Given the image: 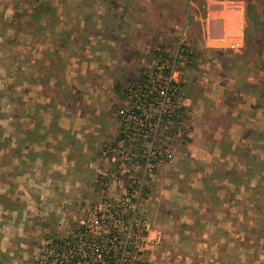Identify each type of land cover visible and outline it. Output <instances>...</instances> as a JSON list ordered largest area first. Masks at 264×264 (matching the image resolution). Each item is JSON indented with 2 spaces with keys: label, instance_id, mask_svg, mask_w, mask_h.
<instances>
[{
  "label": "rangeland",
  "instance_id": "374dc122",
  "mask_svg": "<svg viewBox=\"0 0 264 264\" xmlns=\"http://www.w3.org/2000/svg\"><path fill=\"white\" fill-rule=\"evenodd\" d=\"M251 1L263 22L264 0ZM246 6L0 0V264H45L54 234L75 222L90 229L112 212L108 204L124 209L113 212L118 233L148 264H264L257 201L254 219L226 205L223 179L245 175L210 154L219 100L239 96L226 84L235 65L242 75L247 58L264 66V45L254 42L264 24L247 23ZM221 8L244 15L258 54H243L244 32L234 48L237 39L209 30ZM247 86L236 87L255 91ZM121 120L129 124L119 141ZM135 206L129 229L124 217Z\"/></svg>",
  "mask_w": 264,
  "mask_h": 264
},
{
  "label": "crops",
  "instance_id": "0c3cea01",
  "mask_svg": "<svg viewBox=\"0 0 264 264\" xmlns=\"http://www.w3.org/2000/svg\"><path fill=\"white\" fill-rule=\"evenodd\" d=\"M243 22L244 15L240 11H225L221 8L213 15L209 30L214 35L219 32L221 39L226 37L239 39L244 32ZM216 23L219 24L218 29ZM247 62L249 63L246 65L245 75H242L239 63L234 67L231 81L226 82V84L230 83L229 88L233 91L231 94L239 96L234 97L233 105L230 104L229 98L219 100L221 113L218 118L222 123L217 124L219 130L215 137L217 144L210 153L216 159L217 166L223 167L230 175L233 173L245 175L244 182L233 176L226 177L223 181L224 191H229L230 195L226 205L245 206L246 219L249 217V211H253L251 208L249 210V207L255 204V201L260 207L257 212L264 217V66L257 65L258 63L254 65V61L251 60ZM253 65L256 71L251 70ZM240 82H247V87L255 91H241L242 89L236 87ZM206 116L211 118L213 115L206 113ZM3 174L4 172L0 173V178ZM247 196H250L248 203L245 199ZM239 216L244 218L245 213ZM251 217L254 219L258 215L253 213Z\"/></svg>",
  "mask_w": 264,
  "mask_h": 264
},
{
  "label": "trees",
  "instance_id": "16d2710c",
  "mask_svg": "<svg viewBox=\"0 0 264 264\" xmlns=\"http://www.w3.org/2000/svg\"><path fill=\"white\" fill-rule=\"evenodd\" d=\"M252 7V1L247 0L245 9V15L248 19L247 23L249 21L251 24L253 22H255L254 24H264V21H259L260 16H257L255 19L252 17ZM248 32L246 28L244 31L245 51L243 54L246 55L247 52H251L256 55L264 45V36L261 35L260 39L254 40L257 47L260 46V49L258 48L259 50H256L257 47L251 49L253 45L248 41ZM251 58H247L246 60L253 61ZM141 75L142 73L138 75L137 80L145 81ZM136 112L140 113L142 111L139 110ZM128 124V122L120 121L118 135L116 137L117 140H124V132ZM108 207L112 212L106 214L107 218L105 220H102V215L99 214L98 221L93 223L90 229H87V226L79 222H75L71 225V231L67 235L59 236L58 234H54L50 239L51 249H49L48 255L45 257V264H148L144 260L132 257L130 254L131 251H128V248L131 247L127 241L124 242L122 240V236L118 233V225L123 221L113 217L115 216L113 212L122 213L124 209L114 208L111 204H108ZM136 211L137 208L135 206L129 209V213L126 214L127 217H124V222L129 229H133L132 223L135 220L133 217L129 220V216L134 215ZM34 264L41 263L36 260Z\"/></svg>",
  "mask_w": 264,
  "mask_h": 264
},
{
  "label": "built area",
  "instance_id": "2783aa9c",
  "mask_svg": "<svg viewBox=\"0 0 264 264\" xmlns=\"http://www.w3.org/2000/svg\"><path fill=\"white\" fill-rule=\"evenodd\" d=\"M222 41H225V38H224ZM226 42H228V41H226ZM226 42H225V43H226ZM230 42H231V44L229 45V44L227 43V45H229V46H231V47H234V48H239V47L241 46V45H239V44H242L240 39H237V40H230Z\"/></svg>",
  "mask_w": 264,
  "mask_h": 264
}]
</instances>
